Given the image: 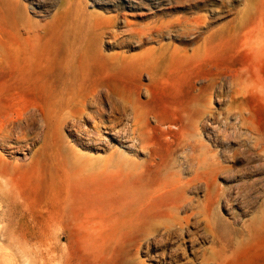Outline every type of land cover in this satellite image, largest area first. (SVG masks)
Returning <instances> with one entry per match:
<instances>
[{"label":"rangeland","instance_id":"1","mask_svg":"<svg viewBox=\"0 0 264 264\" xmlns=\"http://www.w3.org/2000/svg\"><path fill=\"white\" fill-rule=\"evenodd\" d=\"M7 1L57 36L59 58L68 39L93 61L70 89L91 93L82 115L65 109L46 125L32 107L50 112L53 102L32 86L0 82V123L25 114L0 143V264H200L188 251L166 256L181 243L176 237L137 249L131 223L146 205L160 216L174 199L171 184L194 205L202 200L205 183L192 180L202 154L223 166L214 213L226 223L238 202L263 189L264 0H0L4 31L12 20ZM152 26L162 33L149 34ZM161 45L167 55L150 66L145 51ZM117 53L123 58H112ZM131 105L140 135L127 130ZM198 105L214 116L202 118ZM75 125L94 132L79 134ZM234 194L228 210L223 203ZM189 229L198 245H209L201 222ZM263 263L264 234L223 262Z\"/></svg>","mask_w":264,"mask_h":264},{"label":"bare ground","instance_id":"2","mask_svg":"<svg viewBox=\"0 0 264 264\" xmlns=\"http://www.w3.org/2000/svg\"><path fill=\"white\" fill-rule=\"evenodd\" d=\"M7 7L11 11L12 20L9 23V31L0 29V82L20 88L32 86V89L37 91L42 99L53 102V108L50 112H47L39 105L32 107V116H40L45 125L49 118L57 117L60 113L61 115L64 114L62 110L65 109L68 110L66 111L68 115H73L76 111H78L79 115H82L87 105V99H89L88 96L91 93H88L89 95L86 97L79 95H76V97L73 93L70 95V89L74 84L75 78L86 76L87 68L93 61L85 46L79 47L81 51L76 54L74 43L68 39H64V46L66 50L69 49V52L66 53L65 57L59 58L55 50L58 41L57 36L52 35L50 38L47 37L45 25L25 14L21 10L20 5L7 1ZM161 30V26L148 28L149 34L153 32L162 33ZM47 40H50V43H47ZM166 46L161 45L156 50L150 48L145 51L144 56L150 66L156 67L158 63H161V59L167 55V52L165 54L164 51ZM123 56L117 53L112 58L121 59ZM153 71L154 69L150 73L151 77H154ZM204 84L203 86L206 88L212 85L210 82ZM237 89H240V87H237ZM111 94L113 95L112 106H115L117 101L115 97H118V94L115 91ZM59 104L63 106L60 108ZM197 107L202 118L208 113L211 117L214 116L212 111L205 109L203 105H198ZM131 110L134 112L133 120L127 130L129 129V133L132 136L134 134L140 135V125L132 105ZM23 117H25V114L19 112L14 116H8L0 123V143H8L10 141L13 127L17 123L19 124ZM87 117L89 116L87 115ZM109 126L110 128L112 127L111 133L116 138L115 135L119 133L115 131L113 126ZM72 129L79 134L90 135L89 133L94 132L91 129L85 130L83 125H75ZM93 129L97 130L95 126ZM207 157L205 154L195 157L198 169L195 170L192 180H196L197 182L203 181L205 183L204 196L202 200H197L196 205L193 204L191 198L180 191L181 184H171L169 185V191L173 192L174 199L166 204L165 210L160 216L154 213V208L150 205H146L145 209L139 208L138 216L131 223L132 229L135 232L134 239L138 245L137 249H140L145 240L151 239L156 241L163 237H176L182 241L166 255L169 259L173 260L178 253L186 255L188 251L193 255L194 260L200 264H207L212 261L216 264H223L228 256L241 246L262 237L264 234V186L254 198L241 200L237 203L239 212L232 215V217L233 223L238 224L240 221L239 226L228 221L226 223L225 218L220 214L214 213L215 206L217 207L221 201L216 176L223 166L219 161L215 160L214 155L211 160ZM192 159L191 157L190 160ZM193 160L195 162V159ZM237 195L234 194L232 197L231 195L227 196V201L223 205L228 210L229 208L231 209L229 201L231 198L237 201ZM260 196L262 198L257 203L256 198L260 199ZM147 212L148 215H146ZM195 222L203 224L204 232L209 237V245L206 248L198 245L197 233L191 232L189 229L190 225ZM207 250H209L210 254L215 255L214 260L206 254ZM169 263L171 262L169 261ZM149 264L152 263L150 262Z\"/></svg>","mask_w":264,"mask_h":264}]
</instances>
